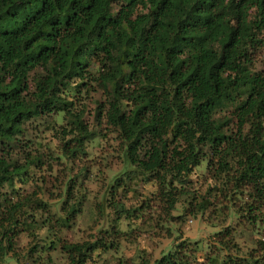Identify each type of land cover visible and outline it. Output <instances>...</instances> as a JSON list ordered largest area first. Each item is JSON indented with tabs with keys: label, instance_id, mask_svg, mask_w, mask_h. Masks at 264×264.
<instances>
[{
	"label": "trees",
	"instance_id": "1",
	"mask_svg": "<svg viewBox=\"0 0 264 264\" xmlns=\"http://www.w3.org/2000/svg\"><path fill=\"white\" fill-rule=\"evenodd\" d=\"M37 118L50 120L57 154L26 138ZM98 136L120 166L100 202L117 220L146 206L145 196L126 204L140 185L164 221L178 205L236 219L204 253L179 238L151 264H264V0H0V264H54L56 252L87 264L116 246L56 234L82 210L78 176L60 190V206L15 187L56 159L85 161ZM44 227L52 233L36 244ZM237 227L249 240L237 239ZM22 235L32 241L25 250Z\"/></svg>",
	"mask_w": 264,
	"mask_h": 264
},
{
	"label": "rangeland",
	"instance_id": "2",
	"mask_svg": "<svg viewBox=\"0 0 264 264\" xmlns=\"http://www.w3.org/2000/svg\"><path fill=\"white\" fill-rule=\"evenodd\" d=\"M95 98H98V96ZM93 101L94 98L88 105L91 112L89 125L91 129L98 130L93 122ZM48 122L50 120H45V118H37L28 122L25 126L27 130L26 138L35 142L38 140L37 143H47L55 149L54 153L57 154L60 148V146L56 147L58 141L54 138L52 131L44 130ZM57 122L63 123V120L58 119ZM100 129L101 134L106 132L103 126ZM99 136L87 144L85 161L73 163L64 159L62 161L56 159L52 169L37 170L32 168L28 175V184L22 185L19 182L15 184L20 193L31 194L36 192L38 196L44 199L56 200L57 206H60V201H57L59 200V192L65 182H68V178L78 176L82 180L85 187V201L82 210L70 228L63 229L61 232L56 231V234L72 242L94 241L101 238V241H112L116 245L109 250L97 249L92 253L87 264H116L119 260L125 264H145L148 262L151 264L163 250H167L170 244L176 242L179 238L197 241L202 248L200 251V254H202L208 250L207 245L214 241L213 234L215 232L221 230L227 224L230 226L238 225L235 218L224 221L218 217L215 218L213 215H208V212L198 214L195 217L190 213L181 211L182 207L180 205L177 207L178 211H172L174 219L172 218L170 222L164 221L165 216L160 213L157 202L147 195L151 188L149 186L141 188V185L137 189L139 190L137 194L129 195V193L127 195L126 204L138 206L142 196H145L146 202L144 204L146 206L144 209L137 211L138 215H135L134 212L135 217L131 216L127 219L117 220L113 210L103 209L100 202H103V200L105 202L107 182L110 176L119 170L120 166L117 164L116 153L112 147L106 142L105 137L100 138ZM32 148H35V146ZM84 167H86V170H90L91 176L87 177L78 173ZM205 171V162H203L194 170L191 179L194 182L198 177L202 179ZM40 179L42 183H38ZM195 186H198V184H195ZM80 192L83 193V190L76 189V196ZM51 233V229L44 227L38 230V235L33 240L36 244H41ZM235 234L240 242L249 240L251 236L250 230L242 227H237ZM31 242L29 238L22 235L18 241V246L21 250H25ZM53 259L54 264H65L66 262L65 257L58 252L53 253ZM8 264L14 263L9 262Z\"/></svg>",
	"mask_w": 264,
	"mask_h": 264
}]
</instances>
